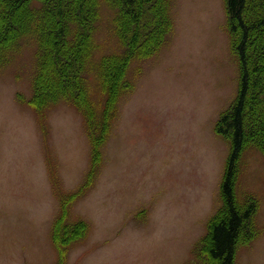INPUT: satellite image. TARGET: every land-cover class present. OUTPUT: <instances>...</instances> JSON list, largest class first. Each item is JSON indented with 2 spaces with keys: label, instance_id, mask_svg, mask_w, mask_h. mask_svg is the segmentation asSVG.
Returning <instances> with one entry per match:
<instances>
[{
  "label": "rangeland",
  "instance_id": "1",
  "mask_svg": "<svg viewBox=\"0 0 264 264\" xmlns=\"http://www.w3.org/2000/svg\"><path fill=\"white\" fill-rule=\"evenodd\" d=\"M170 16L167 41L131 63L130 89L97 147L86 112L72 102L41 111L31 104L33 36H22L0 64V264L206 259L201 242L223 209L231 150L217 125L237 100L241 70L226 0H172ZM114 17L102 0L95 59L122 51ZM90 81L93 103H104ZM235 195L244 208L255 206L253 237L243 238L235 264H264V156L254 146L240 159ZM60 218L69 225L63 234L81 233L62 254L53 239Z\"/></svg>",
  "mask_w": 264,
  "mask_h": 264
},
{
  "label": "trees",
  "instance_id": "2",
  "mask_svg": "<svg viewBox=\"0 0 264 264\" xmlns=\"http://www.w3.org/2000/svg\"><path fill=\"white\" fill-rule=\"evenodd\" d=\"M101 1L0 0V64L22 36H33L38 50L31 104L41 111L61 101L72 102L86 112L96 147L107 134L106 121L114 114L116 100L130 89L131 63L155 55L173 28L172 0H103L115 11L114 32L122 51L95 59ZM226 9L240 64V90L217 125L218 134L231 141V150L221 186L223 209L201 242L206 259L200 264H235L237 247L243 238L246 242L253 237L255 206L244 208L237 201V167L248 146L264 156V0H226ZM91 76L107 97L104 103L91 99ZM66 226L60 218L53 227L60 254L65 252V243L81 234L69 230L63 234Z\"/></svg>",
  "mask_w": 264,
  "mask_h": 264
}]
</instances>
